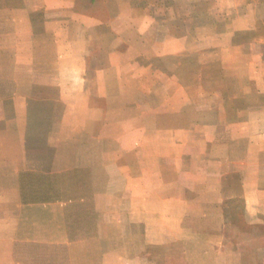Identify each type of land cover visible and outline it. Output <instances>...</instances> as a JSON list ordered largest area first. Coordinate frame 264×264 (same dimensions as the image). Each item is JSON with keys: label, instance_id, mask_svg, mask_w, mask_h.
Masks as SVG:
<instances>
[{"label": "crops", "instance_id": "crops-1", "mask_svg": "<svg viewBox=\"0 0 264 264\" xmlns=\"http://www.w3.org/2000/svg\"><path fill=\"white\" fill-rule=\"evenodd\" d=\"M27 238L264 264V0H0V264Z\"/></svg>", "mask_w": 264, "mask_h": 264}, {"label": "rangeland", "instance_id": "rangeland-1", "mask_svg": "<svg viewBox=\"0 0 264 264\" xmlns=\"http://www.w3.org/2000/svg\"><path fill=\"white\" fill-rule=\"evenodd\" d=\"M206 8H207V6L205 4L201 5L200 8H199V11L204 12V10H206ZM22 242L23 243L20 244V247L23 248V251L26 248L25 249L26 251H29L30 253H32L33 257H31V258L34 261V264H36V259L38 258V257L35 256V251H36V249H38L37 241L35 239H30L29 240V238H27V239H24ZM110 247L116 248V241H109V248ZM26 258H27L26 260H28V256H26ZM263 259H264V257H263ZM19 261H20V257H19Z\"/></svg>", "mask_w": 264, "mask_h": 264}]
</instances>
